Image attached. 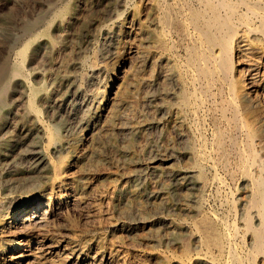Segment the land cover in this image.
Segmentation results:
<instances>
[{
    "label": "bare ground",
    "instance_id": "6f19581e",
    "mask_svg": "<svg viewBox=\"0 0 264 264\" xmlns=\"http://www.w3.org/2000/svg\"><path fill=\"white\" fill-rule=\"evenodd\" d=\"M29 1L27 7L21 5V8H24L21 37L6 44L8 49L6 71H0V125L7 126L10 115L20 114L22 122L20 127L16 126L13 129L15 136L27 139L32 135L31 132L35 131V140H32L34 141L32 146L27 144L30 146L28 154L19 157L21 163L26 162L22 170L23 177L17 183L6 182L4 192L0 196V264H57L51 261L54 258H60L63 264H126L122 255H113L115 254L113 252L107 256L97 250L94 255L85 253L81 245L72 242V237L69 238L72 240L70 241L66 234L61 236L60 232H68L71 224L66 220L65 212H77L86 219L84 207L81 210L79 205L87 195L85 170L92 171L95 166L91 163L100 161L104 151L113 153L116 150L113 136H119L120 139L132 144L142 138L147 146H156L161 135L159 137L155 130L158 131L162 122L174 123L175 133L172 132L181 142L188 141L189 144L184 149V155H192L195 157L194 160L196 159L197 170L189 169L172 176L177 182L182 183H189L197 178L200 187L206 185L200 179L202 169L205 168V162L200 161L204 159L206 153L202 147L208 139L206 127L212 126L210 138L216 160L213 162L211 156H208L210 159V162L207 161L208 166L214 170L217 166H223L233 183H238L236 186L242 191V194L238 195V201L241 203L240 213L235 205L237 200L229 204V212L234 216L239 215L241 222L240 226L227 224L222 230H217L211 226L207 218L195 223L193 220L192 225H186L189 221L186 224L182 222L178 224L162 219L157 212H153L155 218L153 226H160L177 234L182 230L194 231L192 235L190 234L191 238L198 247L206 251L202 253L195 250L198 254L197 257L193 255L196 257L193 259L194 264H216L215 258L210 255L212 249L218 250L217 254L227 253L228 260L224 264H247V261L249 264H264V0H147L146 12L140 10L136 0H97L93 5L101 11L105 21L112 25L108 31V44L102 47L95 59L76 61L78 69L84 70L82 76L66 73L62 77L60 75L65 87L60 88L58 92L56 89L46 91L45 85L39 87L34 85V82L45 83L50 72L45 73L32 66L42 61L53 64L51 69H54L56 58L64 48L63 44L84 25L88 11L87 8L83 9V15L81 14L83 5L78 0H28L27 3ZM30 9L36 14L32 20L28 17L29 13L27 14ZM95 34L97 37L98 34ZM81 37H84V34ZM123 44H127L125 53L128 59L118 72V68L116 70L115 65L112 68L111 64L117 61L119 47ZM27 66L32 68L26 70ZM94 86L97 89L91 90ZM41 88L45 90L44 102L51 108L49 110L52 112L55 108L57 113L63 115L64 123L66 122L65 131L73 127L76 133L81 132L77 135L78 139L74 137L73 141L60 140L58 132L49 128L50 125L47 126L46 121L42 122L35 114L38 111L35 100L37 101L36 97ZM137 94L146 98L148 114L135 109V99L132 96ZM115 95L118 96L117 106L114 104L115 110L107 117L106 106ZM14 97L16 99L11 100ZM137 103L136 105L139 104ZM9 105L14 107L11 113H8ZM87 132H90V136L86 134ZM94 132L100 135V139L98 138L97 142L92 140L93 147L86 152L82 146L90 142ZM187 134H190V138ZM41 143H46L59 153L68 152L69 155L65 156L69 158L68 165H61L55 155L49 153L52 157L48 156ZM141 148L143 151V147ZM164 150L166 151L157 150L151 157L150 154L146 161L144 158V161H141L153 172L161 171L169 161H173L179 155L173 151L167 152L165 148ZM72 158L75 162L73 166L75 173L66 170ZM201 158L203 159L200 160ZM141 161L134 160L135 164H140ZM14 163L17 162L13 161V165ZM166 167L168 169V166ZM160 174L163 175L162 172ZM128 177L134 178L135 175L130 173ZM162 181L160 180L161 183ZM161 183L155 188L156 191L159 190L158 192L163 189ZM116 194V197L122 198L128 195L126 189L120 187L117 188ZM85 200L87 203V199ZM220 203L222 204L221 201ZM141 205L136 204L131 211L122 212V221L108 220L107 229L133 231L145 227L146 209ZM220 224H223V221ZM236 240L243 244V255L239 254L235 247L237 244L234 245ZM246 241L250 245L247 250L244 246Z\"/></svg>",
    "mask_w": 264,
    "mask_h": 264
},
{
    "label": "rangeland",
    "instance_id": "374dc122",
    "mask_svg": "<svg viewBox=\"0 0 264 264\" xmlns=\"http://www.w3.org/2000/svg\"><path fill=\"white\" fill-rule=\"evenodd\" d=\"M27 1L28 0H0V50H1L0 51V62H1L0 63V71H6L7 58H8L7 57L8 56V49H7L6 44L14 42L17 38L21 37V35H22L23 25H22V20L21 19H22V9H24V8H21V5H22V7H25V6L27 7L29 5V3H30V1L28 3H27ZM78 1L80 3H82L83 7H84L85 4H88L86 7H84V8L82 7V10H81V12H82L81 14L82 15H83V12H84L83 9L85 10L87 8V11H88L85 23H84L83 26L79 27L76 30V32L73 33L68 40L65 41V43L63 44L64 48H63L62 52L56 58V61H55V65L56 66H55V68L51 69L53 64L44 63L42 61L37 62V63H35L32 66V67H34V69L38 68L39 70H43L45 73L50 72V74L48 75L47 80L45 81V83L41 82L40 84H38V83L34 82V85H36L38 87L41 86V85H45L46 91L47 90L56 89L55 91L58 92V91H60V88L65 87L64 82L62 81V78H61L63 76V74H65V73L68 74V75L72 74V75H80V76H82V74H84V70L81 69L82 71H80V69H78L76 64L78 62H80V61H83V60L90 61L92 59H95L96 54L100 52L102 47H104V46H106L108 44V41H109L108 31L111 29L112 25L109 24V22L105 21L104 16L102 15L101 11L98 10V8H95V6L93 5V3L95 1H97V0H78ZM136 2L138 4V7H140V10H142L143 12H146L148 10L147 0H142V1L140 0L141 3L139 2V0H136ZM24 3H26L27 5L26 4L24 5ZM110 5L112 6L113 4H110ZM141 7L144 8V9H142ZM20 8H21V10H19ZM31 11H32L31 9H30V11L29 10L27 11V14L29 13L28 14L29 19H31V18L33 19V17L34 18L36 17V14L33 11L32 12ZM19 17H21V18H19ZM101 20H102V22H101ZM88 24H90V25H88ZM21 25H22V27H21ZM95 28H97V29H95ZM100 30H101V32H100ZM95 33H97L99 36L97 35V37H96ZM83 34H84V37H81V36H83ZM89 34L92 35V36H90ZM83 38H85V39H83ZM69 41H71V42H69ZM80 52H81V54H80ZM125 52L127 53V44H123V45H121V47H119V55L120 56L118 55V57H117L118 59L116 58L117 61H114L111 64L112 68L114 67L113 65H115V69L116 70L118 68V70H117L118 72L121 70L123 64L128 59V56H127V54ZM87 54H88V56H87ZM72 55H73V57H72ZM126 56H127V58H126ZM77 60H78V62H76ZM47 65H48V67H47ZM31 68L29 66H27L26 70L31 69ZM32 72H33V70H32ZM60 75H61V77H60ZM51 84H52V86H51ZM59 84H61V85L59 86ZM96 89H97V87L94 86L91 90H96ZM44 96H46L45 90L43 88H41V91L39 92L38 96L36 97L37 101L35 100L36 105H38L37 106L38 107V111L35 114L37 116H39V119L42 120V122L46 121L45 124L47 126L50 125L49 128H51L53 130H56L58 132V138L60 140H63V139L67 140L68 139L69 141H73L74 139H78L77 135H79L81 132H77L76 133V130H74L73 127H72L73 130H72V128H69V131H65L66 122L64 123L65 119L63 118V115L57 113L55 108L51 112L49 110L51 108L47 107V105L44 102V98H45ZM134 96H132V98L135 99V101H134L135 102L134 103L135 104L134 105L135 109H140V111L142 110L141 112H143L144 114H148L149 113V111H148L149 109H148V107H146L147 106L146 98L143 95H140V94H137V95H134ZM137 96H138L139 99L137 98ZM117 98H118V96L115 95V96H113L111 98V101L108 102L109 105L107 104L106 110H105V113H106L105 115L107 117L108 116L110 117L111 113L115 110V108L117 106V102H118ZM14 99H16V97H14L11 100H14ZM113 100H114V102H113ZM40 101H41V103H40ZM136 103L138 105H136ZM141 103H143V104H141ZM114 104L116 106H114ZM137 106H138V108H137ZM13 108H14L13 106L9 105L7 107L8 113H11ZM14 114L15 113L10 115V118H8L7 126L0 125V178H2V179H0V190L2 192V193L0 192V196L4 192V185H5L6 182L17 183L23 177L24 172H22V170H24V166H26V164H25L26 162H22L21 163L19 157H21V155L23 156V154L24 155L28 154V152L30 151V146H32V143L34 142V141L32 142V140H35V134H34L35 131H32L31 132L32 135L29 136L27 139H23L21 137H16L15 136V132L13 131V129H15L16 126L20 127V125H21L20 123L22 122V119H20L21 118L20 114L17 115V116H16V114L15 115ZM35 114H34V116H35ZM61 116H62V118H61ZM172 124H173V126H172ZM206 129H207V131H206L207 132L206 139L208 138L207 139L208 141L206 140V144H204V146L205 145L206 146L205 147L203 146L204 148L202 147V150L204 149L203 151H205L209 155H207L205 153L206 156L205 155L203 156L204 159L203 158L200 159V160L203 159L202 161H200L202 163H204V162L206 163L207 161L210 160L208 158V156L209 157L211 156L210 158L213 159V162L216 160V156L213 153L214 151H213V146H212V142H211L212 141V139H211L212 138L211 137L212 136V126L210 127V125H207ZM173 130H174V123H172V122H166V123L162 122L160 127L158 128V131L155 130L156 134H158L159 137L161 135L160 140H159V142H158V144L156 146H147L146 141L144 139H142V138L138 139V141L136 140L132 144V143L126 142V140L124 141V140L120 139L119 136H113V138H112L113 143L115 142L114 143V150L116 149L117 151L113 150L114 151L113 153L104 151L102 156H101L102 157L101 160H100L101 162L100 161H95L96 163L95 162L91 163V165L94 164L93 166H95L94 167L95 169L93 168L92 171L88 170V169L85 170L84 181H85V185H86V194L87 195H85V197L83 198L84 200L82 199L81 203L79 205L81 207V210L84 209V211L86 212V219H85V216H82V214H80V213L71 212V211H68V213L65 212V215H67L66 216V220L69 223H71V224H70V228H69L68 232H66V231H63L64 233L60 232V235L64 236V234H66L67 235V239L72 237L73 241L71 239H69V240L72 241V242H75L78 245H81L80 247L84 248V251H86L85 253H89V254H93L94 255V254H96V250H97L100 253H102V252L105 253L107 256H109L110 253H113V252L115 253L113 255H117V256L118 255L119 256L122 255L121 257H124V259L126 260V264H185L186 262H188L186 264H194V262H193L194 260L193 259H195L197 257L196 255L198 254V251H195V250H199V252H202V253L206 252L205 249L202 250V248L198 247L195 244V242L193 241V239L191 238V235L193 234L194 231L184 230V232H183V230H182V231L179 232V234H177L176 232H174L172 230L168 231V229H166V228H163V227H160V226H156V225L153 226V222L155 220L153 212H157L158 216L160 215L159 217L162 218V219L165 218V220H171V221H174L175 223H178V224H180L181 222L183 224H186L187 221H189V222L191 221L190 222L191 224L188 222L186 225H192V223H193L192 221L193 220H194V223H195V221L199 222L200 219L207 218L209 220L211 226L215 227L217 230H222L224 228V225H227V224L228 225L236 224L237 226H240V222H241L240 221V216L239 215L238 216H234L233 213L229 212V210H230L229 209V204L232 203V202H235L237 200L235 202V205H236V208L238 210V213H240L241 203H240V201H238V195L242 194V191L239 189L238 186H236V184H238V183H236V184H235V182L233 183L232 179H230V176L225 171L223 166H217V168H215V170L217 171V169H218V171L216 172L214 169H211L208 166L210 161L207 162L206 164L204 163V165H205L204 167L207 170L205 168L202 169V175H201L202 178H200V179H202L203 182H205L206 185H204V186H207V187L203 186L204 189H203L202 186L201 187L199 186L197 178L195 179L196 181L195 180L189 181V183L188 182L187 183H185V182L182 183L181 181H180L181 182L180 183L179 181L177 182V180L174 179V177L172 175L175 174V173H178V172H181V171H187L189 169L190 170H195V169L197 170V168L195 167V163H196L195 162L196 159L194 160L195 157H193L192 155L191 156L190 155H184V151H185L184 149L189 145L187 143L188 141L185 142V143L181 142L177 138L176 134H174L175 131H173ZM186 133H188V132H186ZM86 134L88 136H90V132L89 133L87 132ZM162 135H164V136H162ZM99 136L100 135L98 133L94 132L93 135L90 137V142H88L87 144L85 143L86 146L85 145L82 146L85 149V151L87 150L86 152H89L91 150V148L93 147V143L95 142V140H96V142L98 141ZM189 136H190V134H187L188 138H190ZM9 140H11V141H9ZM139 140L140 141L142 140L143 142L142 141L140 142ZM23 142H25V143L21 144ZM163 142H165V143H163ZM27 144L30 145V146H28ZM159 144H161V145H159ZM162 144H163V146H162ZM23 146H24V148H23ZM139 146L143 147V151H141L142 148L139 147ZM41 147L45 150V152H47L46 154L48 156L55 155L54 157L56 159L58 158L57 160H59V163H62L61 165H63V166H67L68 165V159L69 158H67L68 156L65 157L68 154V152L66 153L65 151H60V153H62V154H60L59 151H56V150L52 149L46 143H44V144L41 143ZM211 147H212V149H211ZM1 148H3V149H1ZM164 148L167 149V152H172L173 151V153L179 154V155H177L179 157L176 156V159L173 160L174 162L173 161H169L167 163V165H166V166H168V169L171 168L173 170L169 169L170 170L169 171L168 169H166L167 167L165 166V169H163L164 171L161 170V171H158V172H153L150 168L148 169L146 167V165H144L145 162H143V161L144 160L146 161L148 158H150L157 150L166 151V150H164ZM174 149H176L177 151L179 150L178 151L179 153H177V151L174 150ZM208 149H209L210 152L207 151ZM125 150H127V151H125ZM16 152H18V153H16ZM53 152H55V153H53ZM1 153H3V154H1ZM113 155H115V156H113ZM117 155H118V157H117ZM149 155H150V157H149ZM108 156H110V157H108ZM112 156L114 158H116V159H113ZM62 158L63 159L65 158V160H63ZM143 158H144V160H143ZM9 159H10V161H9ZM109 159H112V160H109ZM134 160H139V161L143 160V161H141L140 164H135ZM193 160H194V162H193ZM13 161L17 162L18 164L14 163V165H13ZM70 162H72V163H70ZM70 162H69L70 166H68L69 170H68V168H66V170L71 172V173H75V169L73 167L75 162L73 161V158L71 159ZM171 162L173 164L175 163V165H173ZM11 163H12V165H10ZM134 164H135V166H134ZM129 165H131V166H129ZM189 165L193 166L194 169L191 166L189 167ZM14 166H16V167H14ZM104 168H105V170H104ZM106 168H107V170H106ZM181 168L182 169H186V170H182ZM219 168H221V169H219ZM97 169H99V170H97ZM209 169H211V170H209ZM4 170H6L7 172L4 171ZM126 170H128V171H126ZM203 170L206 171V172H203ZM219 171H221V172H219ZM17 172H19V173H17ZM86 172L88 174H86ZM135 172H136V174H135ZM159 172L160 173L162 172L163 175H161ZM169 172H170L171 176H170V174H168ZM130 173L134 174L136 179H135V177L134 178L133 177L132 178L128 177ZM214 173H217V174H214ZM166 174H168V175H166ZM210 174H212V175H210ZM216 175H218V177ZM221 175H223V176H221ZM165 177L167 179H164ZM206 178H207V180H206ZM223 178H225V179H223ZM214 179H215V182H213ZM228 179H229V181H228ZM129 180H130V182H129ZM160 180L161 181L163 180L162 183L160 182ZM208 180H209L210 183L208 182ZM222 180H224V181H222ZM152 181H154V182H152ZM165 181H166V183H165ZM212 182H213L214 185L212 184ZM116 183L118 185H116ZM144 183H146V184L144 185ZM160 183H161V186L163 187V189H160L161 192H158L159 190L156 191L155 188L159 187ZM123 184H125V185H123ZM217 184L219 186L221 185V187H219ZM137 186L138 187L140 186V187L138 188ZM188 186H190L191 188L188 187ZM223 186H225V187H223ZM119 187L123 188V189H126L128 195H126L125 197L123 196V198L120 197V196L116 197L117 196L116 191H117V188H119ZM144 187H145V189H144ZM216 187H217V189H216ZM224 189H225V191H224ZM236 189H238V190H236ZM163 190H165V191H163ZM202 191H203V193H202ZM231 191L236 193V194L233 193L234 194L233 195L231 193ZM137 192H138V194H137ZM163 192H166V193H163ZM222 194L223 195L225 194V195L223 196ZM139 195H140V198H139ZM148 195H150V196H148ZM90 196H92V197H90ZM193 196H194V198H193ZM147 197H148V199H147ZM224 197H226V198L224 199ZM185 198H187L188 200L185 199ZM85 199H87V201H88L87 203H86ZM226 199H229L230 201L229 200L227 201ZM118 200H119L120 204L118 203ZM138 200H139V202H138ZM197 201L198 202L200 201L201 203L199 202L198 204H196ZM202 201H204V202H202ZM220 201L222 202V204L220 203ZM111 203H113V204L111 205ZM84 204H85V206H84ZM130 204H132V205L130 206ZM134 204L135 205L136 204L137 205H141L142 204L141 206L146 209V211H145V219H147V221L146 220L145 221H146L147 225L145 227H140L139 229L133 230V231H128V230H125V231L124 230L123 231L122 230L110 231L109 229H107L106 225L109 223V221L110 222H112V221H118V222L122 221L123 219H121V217H122L121 213L122 212L126 213V211H131L135 207ZM92 205H93V207H92ZM94 207L96 209H94ZM89 209H91V210H89ZM184 209H186V210H184ZM87 211L91 215H89L87 213ZM114 211H116V212H114ZM200 212L202 213V215H201ZM71 213H75V215L71 214ZM219 213H221V214H219ZM191 215H193V216H191ZM199 215L201 216V218H199L200 217ZM194 216L198 220H196V218ZM215 216H216V218H215ZM231 216H232V218H231ZM217 218H218V220H217ZM84 219L87 222L89 221L88 223H90V222L91 223L88 224L86 221H84ZM222 221H223V224H220V222L222 223ZM233 221H235V223ZM229 222H230V224H229ZM237 222H238V224H237ZM81 223H84V224H81ZM86 227H87V229H86ZM156 227H158V228H156ZM88 228H90L91 230H89ZM219 228H221V229H219ZM189 231H190V233H189ZM66 235H65V237H66ZM75 238H76V240H74ZM103 238H105V239H103ZM97 239H99V240H97ZM102 240H104V241H102ZM77 242H79V243H77ZM189 242H190V244H188ZM235 243L237 245H235ZM246 243L244 244V246H245V248L247 250L248 247H250V245H249V243L247 241H246ZM179 244H180V246H179ZM190 245H191V247H190ZM234 245L239 250V251L237 250L239 252V254L243 255V252H242L243 244H241L240 241L236 240L234 242ZM240 245H241V247H240ZM137 246H138V248H137ZM211 251H210V255L213 258H215L216 264H224V262L228 260L227 259L228 258L227 253H225V255L218 253L219 254L218 255L217 254V252H219L218 250L212 249ZM186 252H187V254H186ZM191 254H192V256H191ZM216 254L218 255V257H217ZM183 255H185V256H183ZM188 255H190V256H188ZM193 255L196 256V257H194ZM184 257H186V258H184ZM181 259H182V261H181ZM187 259H189V260L186 261ZM221 260H223L222 261L223 263L220 262ZM51 261L54 262V263H57V264H63V260H61L60 258L59 259L58 258H54ZM247 264H249L248 261H247Z\"/></svg>",
    "mask_w": 264,
    "mask_h": 264
}]
</instances>
